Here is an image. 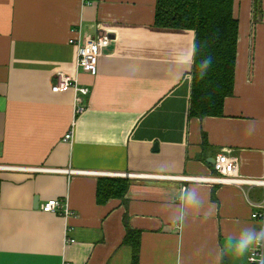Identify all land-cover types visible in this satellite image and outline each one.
<instances>
[{
  "label": "crops",
  "instance_id": "0c3cea01",
  "mask_svg": "<svg viewBox=\"0 0 264 264\" xmlns=\"http://www.w3.org/2000/svg\"><path fill=\"white\" fill-rule=\"evenodd\" d=\"M156 7L0 0V264H132L128 230L141 234L139 264H250L251 251L217 260V250L243 227H261L250 201L260 203L264 189L170 177L207 178L215 174L209 160L228 154L243 176L264 178V0L234 1V95L224 116L204 119L190 117L196 33L158 28ZM80 29L83 39L115 38L95 76L76 68L70 40ZM58 72L78 74L90 89L84 112L74 92L52 91ZM109 179L131 181L124 200L99 202ZM193 185L214 213L173 225L181 190ZM51 200L73 214L43 212Z\"/></svg>",
  "mask_w": 264,
  "mask_h": 264
},
{
  "label": "trees",
  "instance_id": "16d2710c",
  "mask_svg": "<svg viewBox=\"0 0 264 264\" xmlns=\"http://www.w3.org/2000/svg\"><path fill=\"white\" fill-rule=\"evenodd\" d=\"M234 1L157 0L155 24L158 28L196 33L197 65L193 66L191 118L224 116L226 100L234 95L240 34L239 22L234 17ZM207 56L212 57V64L201 79L199 61ZM130 184L129 179L103 180L98 188L99 202L124 200ZM124 244L133 249L132 264H139L141 234L128 230Z\"/></svg>",
  "mask_w": 264,
  "mask_h": 264
},
{
  "label": "built area",
  "instance_id": "2783aa9c",
  "mask_svg": "<svg viewBox=\"0 0 264 264\" xmlns=\"http://www.w3.org/2000/svg\"><path fill=\"white\" fill-rule=\"evenodd\" d=\"M77 36L70 40V44L77 50L76 68L78 72H84L91 75H96L98 72V65L100 59L108 49L115 38L110 34L98 35L96 37H90L83 39L81 37V29L77 32ZM52 91L54 93H64L72 91L75 93V105L76 110L82 113L86 110L85 105L82 103V98L90 95V89L81 85L79 81V75L72 76L66 72H58L55 75V80L52 85ZM74 140V130L68 133L65 137V142H72ZM241 163L238 158L232 157L228 154H222L216 160L214 165L215 174L207 178H194V177H170V179L185 180L189 182L206 183L211 185H232L239 188H262L264 189V178H249L243 176L240 171ZM58 173H67L69 175L77 173L72 170H54ZM115 175L123 177H140V178H153L155 176L141 175L136 176L132 174H105ZM250 201V200H249ZM254 212L252 219L260 222L261 226H264V198L260 203L251 202ZM43 212L51 214H60L64 217H69L71 213L68 203L62 200H51L43 206ZM264 254V249H256L250 252L249 263L258 264L259 257Z\"/></svg>",
  "mask_w": 264,
  "mask_h": 264
},
{
  "label": "clouds",
  "instance_id": "9594fccd",
  "mask_svg": "<svg viewBox=\"0 0 264 264\" xmlns=\"http://www.w3.org/2000/svg\"><path fill=\"white\" fill-rule=\"evenodd\" d=\"M197 53V48L195 45L192 47L191 62L192 65L195 64V56ZM184 63H188L186 59ZM212 64V57L207 56L199 61V77L202 79L210 69ZM251 134V129L248 130ZM206 200L201 194V190L198 186L193 185L190 187H185L181 190L179 197V207L180 212L178 215L169 216L168 219L173 225L178 227H183L189 218L194 216H199L202 214L203 219H209L214 213V207L205 208ZM256 249H264V226L258 229L253 226L243 227L239 234L235 237H229L225 242L223 248L217 250V260H219L223 255L231 252L237 257H243L245 254ZM258 264H264V254H261L258 260Z\"/></svg>",
  "mask_w": 264,
  "mask_h": 264
},
{
  "label": "water",
  "instance_id": "95a60500",
  "mask_svg": "<svg viewBox=\"0 0 264 264\" xmlns=\"http://www.w3.org/2000/svg\"><path fill=\"white\" fill-rule=\"evenodd\" d=\"M212 164H216V159L209 160Z\"/></svg>",
  "mask_w": 264,
  "mask_h": 264
}]
</instances>
